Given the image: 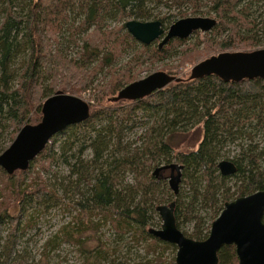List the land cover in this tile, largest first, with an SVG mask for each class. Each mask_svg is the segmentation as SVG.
<instances>
[{
    "label": "trees",
    "instance_id": "trees-1",
    "mask_svg": "<svg viewBox=\"0 0 264 264\" xmlns=\"http://www.w3.org/2000/svg\"><path fill=\"white\" fill-rule=\"evenodd\" d=\"M256 7L264 0H0V152L25 123L40 121L43 100L56 91L90 100L89 118L59 132L61 140L47 144L25 171L0 168V228L7 226L0 264H60L62 247L72 264H165L163 253L176 247L147 232L160 225L157 205L174 201L177 228L203 240L225 202L264 189V79L178 75L194 57L260 45L264 18ZM189 15L215 18L208 34L214 40L166 65L177 79L165 88L111 102L147 70L143 64L185 41L143 45L125 22L159 20L167 29ZM114 19L121 25L106 24ZM128 53V64L118 68ZM225 159L237 168L231 176L218 171ZM54 163L65 171L53 170ZM172 163L180 174L173 185L162 170ZM60 213L70 220L38 250L28 248V229ZM218 264H238L233 245L219 249Z\"/></svg>",
    "mask_w": 264,
    "mask_h": 264
},
{
    "label": "water",
    "instance_id": "water-1",
    "mask_svg": "<svg viewBox=\"0 0 264 264\" xmlns=\"http://www.w3.org/2000/svg\"><path fill=\"white\" fill-rule=\"evenodd\" d=\"M213 17L189 16L178 19L164 29L159 20H127V32L143 45L157 43L162 48L173 39H186L192 33H205L215 27ZM214 75L224 82L243 79H264V48L249 51H222L213 54L189 69V79ZM177 78L164 71H154L122 87L111 102L139 100L161 90ZM41 119L36 124L25 123L10 144L0 152V168L7 174L25 171L30 162L46 147L49 140L66 127L80 124L90 116V102L80 96L56 91L46 97L40 108ZM171 168L169 183L177 184L179 167ZM223 176L233 175L237 168L231 160L217 164ZM175 202L159 204L155 211L160 219L159 228L147 232L157 239L176 247L175 264H218V251L233 245L238 264H264V189L239 196L223 204L219 215L211 222L208 236L195 240L184 235L176 226Z\"/></svg>",
    "mask_w": 264,
    "mask_h": 264
},
{
    "label": "rangeland",
    "instance_id": "rangeland-1",
    "mask_svg": "<svg viewBox=\"0 0 264 264\" xmlns=\"http://www.w3.org/2000/svg\"><path fill=\"white\" fill-rule=\"evenodd\" d=\"M185 9L186 8H183V10H185ZM173 10L171 8V10L169 12L168 8H166V7H156L154 9L155 12L158 11L160 13H166V12L174 13V12L177 11V10H174V11ZM255 11H257L255 15H258L259 13H261V14H263L262 18H264V7H256ZM189 16H186V17H189ZM202 17H206V16H202ZM208 17H211V16L208 15ZM181 18H184V17H181ZM181 18H177L176 20L181 19ZM129 20H131V19H129ZM121 23L122 22H120L119 20H115V19L106 21V24L111 26V27L119 26V25H121ZM211 30L205 32L207 34L202 33L200 31H196V32L192 33V35H190L188 38H186L185 41L182 44H180V45L178 44L177 45V43H173V44L168 45L166 47V53H165L164 58L162 60L154 62V63H145V64H143L142 67H146L147 70L141 71L138 79L143 78L146 75H148V74H150V73H152L154 71H164V72H168L169 73V71H167L165 69V66L166 65H176V64H178L181 61V60H179V57H182V55H185V54L187 55L188 53H190L192 51L202 53V50H204L205 45H206V40H210V39L214 40V36L208 35L211 32ZM258 35L261 36L260 41L262 43L260 45H258L257 47H254L253 49L264 48V33L260 32V33H258ZM63 44H66V43L63 42ZM72 47L73 46L71 45V49H72ZM75 52H76V50H73V51H71V54H74ZM217 52L218 51H216L214 53L206 54L202 58H205V57L209 56L210 54H215ZM131 57H132V53H128V54L124 55L119 60V62L117 63V67L118 68H122L125 65H127L128 61H129V59ZM196 58L197 57H194V59L192 61H190V62H185L183 64V66L185 65V69H183L182 72L178 73V75L185 76L189 72V69L191 68V66H193L195 63L198 62V60ZM103 76H104V73L100 74L98 76V78H97V82L99 80H101ZM80 97L83 98L84 100L90 102L89 96H88L87 93L83 94ZM61 136L62 135H59V133L54 135L49 140L48 145L53 144L55 141H60L61 138H62ZM9 144H10V141L7 142V144L5 146L7 147ZM234 145L235 146H230V150H232L231 155H234V153H236V151H238V149L236 148V144H234ZM55 162L57 163L56 160H55ZM56 163L53 164L52 169L64 172L65 171L64 167H62V166L58 167ZM172 164H174V163H172ZM166 173H167V176H169L168 170H167ZM48 177L49 176H47V175L45 176V178H48ZM230 183L232 184L233 182H230ZM70 217L71 216L66 215L65 213L55 214V215H51V216H48L47 214L43 215L40 218V220H38V225L36 226V229L30 228L25 233L24 240L26 239V240L29 241L28 244H27V247L31 248V249L33 248L34 250H36V249L38 250L40 245L42 244V242L47 238V236H50L55 231V229H57L60 225L68 222L70 220ZM159 226L157 228H159ZM6 229H7V226H2L0 228V231H3V233H5ZM185 230L188 231V229L186 227H185ZM105 232H106V235H108V233L110 231L109 230H105ZM135 249H138V252L134 251V254L142 255V250H140V248L136 247ZM175 252L173 254H171V251L163 253L162 256H163V258L165 260V264L166 263L170 264L171 257L174 256V258H175ZM67 253L69 254L70 251L67 250L66 248L64 249L62 247L61 248V257L59 259L60 260V264H72L73 263L74 256H69V255L64 256ZM131 253H132V250H131ZM66 258H68V261H64ZM76 259H74V260H76ZM77 261H78V259H77Z\"/></svg>",
    "mask_w": 264,
    "mask_h": 264
},
{
    "label": "flooded vegetation",
    "instance_id": "flooded-vegetation-1",
    "mask_svg": "<svg viewBox=\"0 0 264 264\" xmlns=\"http://www.w3.org/2000/svg\"><path fill=\"white\" fill-rule=\"evenodd\" d=\"M164 170H166V169H164ZM168 172H169V176H168V180H170V175H171V172L173 173V174H175V169H171V168H168Z\"/></svg>",
    "mask_w": 264,
    "mask_h": 264
}]
</instances>
